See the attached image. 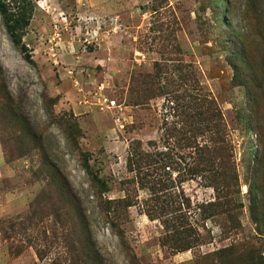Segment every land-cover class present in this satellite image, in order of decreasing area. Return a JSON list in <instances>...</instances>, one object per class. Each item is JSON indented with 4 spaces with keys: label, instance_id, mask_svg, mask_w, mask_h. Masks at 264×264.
I'll list each match as a JSON object with an SVG mask.
<instances>
[{
    "label": "rangeland",
    "instance_id": "1",
    "mask_svg": "<svg viewBox=\"0 0 264 264\" xmlns=\"http://www.w3.org/2000/svg\"><path fill=\"white\" fill-rule=\"evenodd\" d=\"M2 96L19 122L0 132V264H220L243 243L264 261L251 214L264 209V0H0ZM193 97L237 178V230L200 210L229 193L187 175L193 149L167 135ZM137 143L169 156L158 195L188 205L192 249L160 245L162 219L143 211L151 178L127 168Z\"/></svg>",
    "mask_w": 264,
    "mask_h": 264
},
{
    "label": "trees",
    "instance_id": "2",
    "mask_svg": "<svg viewBox=\"0 0 264 264\" xmlns=\"http://www.w3.org/2000/svg\"><path fill=\"white\" fill-rule=\"evenodd\" d=\"M17 24L18 22L11 18L10 23L7 24V30L13 42L17 45H21V38L16 29ZM24 25H27L26 20L24 21ZM21 51L25 56L24 58L29 59L28 55L25 53L26 47H24V45H21ZM2 97L0 99V132L4 129H12L13 131L15 129L14 121L17 123L19 122L18 107L10 97ZM200 100L201 99H197V97H193L189 98L190 103H179L181 109V127L179 130H170L167 135H170L176 144L185 143L186 148L193 149L192 156H189V158L185 159L179 157L180 161L186 162L185 166L187 170L185 169V172L187 175L194 176L196 174L200 178L212 182L214 185L213 189L217 195L229 193L228 198L220 196L215 198L213 202L202 204L200 210H202L204 214L207 212L212 214L211 216H224L229 227L233 230H237L239 225L236 220V210L239 205L235 199L230 198L232 194H236L234 188L237 186V178L234 173L227 175L223 172L225 157L224 155H220L222 148L219 146L220 142L223 140L220 139V132L217 130L216 126L212 124L213 121H211L212 117H215V114L211 116L205 109H202V105L198 104ZM22 125L26 130L28 129L24 121ZM198 125H204V127H197ZM197 132L206 134L207 147L198 146V144H196L193 138L194 134ZM140 148V143L132 144L131 155L127 159V168L131 172H136L142 180L146 177L151 178L148 182V190L151 195L150 201L144 204L145 208H143V211L153 220L162 219L161 221L166 229V234L159 239L160 245L162 247H169L174 253L192 249V243L198 242V238L192 237L194 231L187 221L188 215L186 209H188V205L182 202L180 204L179 201L175 202V200L167 201L165 198H160L163 194L158 195V192L162 191V189H167V187H165L166 184L162 181V178H160L163 176L160 171L163 166H167V162H164L165 160H168V163L170 162L169 156L167 158L166 155H161L160 152L150 154L140 151ZM189 162H191V165ZM85 169L89 171L88 167H85ZM170 188L173 187L171 186ZM179 193L182 194V190L179 189ZM182 199H184V197H182ZM184 200L186 201V199ZM117 203L125 209L131 206V204L125 200H119ZM207 209L209 210L207 211ZM251 214L256 224L260 226L259 223L264 217V209L260 211L256 209L255 211L252 208ZM257 229L260 230L259 228ZM257 252V248L250 244H231L229 247L218 251L219 256L216 259L220 264H243V262H246L245 264H264L262 258L258 257Z\"/></svg>",
    "mask_w": 264,
    "mask_h": 264
}]
</instances>
